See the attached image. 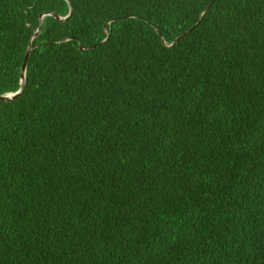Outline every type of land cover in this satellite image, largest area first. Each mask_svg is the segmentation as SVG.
<instances>
[{
    "label": "trees",
    "instance_id": "trees-1",
    "mask_svg": "<svg viewBox=\"0 0 264 264\" xmlns=\"http://www.w3.org/2000/svg\"><path fill=\"white\" fill-rule=\"evenodd\" d=\"M29 48L0 264H264V0H0V97Z\"/></svg>",
    "mask_w": 264,
    "mask_h": 264
},
{
    "label": "water",
    "instance_id": "water-1",
    "mask_svg": "<svg viewBox=\"0 0 264 264\" xmlns=\"http://www.w3.org/2000/svg\"><path fill=\"white\" fill-rule=\"evenodd\" d=\"M69 7H70V12H69L68 16L65 17L64 19L59 18L60 21H65L71 15L72 8H71V6H69ZM180 38H177L175 40V42H177ZM30 50H31V48H29V52H27L25 57H24V62H23L22 70H21V74H22V86H21V88L16 93L1 96L0 100H13V99H16L22 93V89H23V85H24V76H25L26 64H27V60H28V57L30 54Z\"/></svg>",
    "mask_w": 264,
    "mask_h": 264
}]
</instances>
